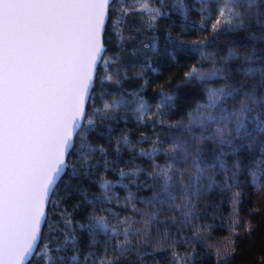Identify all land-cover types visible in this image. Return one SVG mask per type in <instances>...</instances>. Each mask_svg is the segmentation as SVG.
<instances>
[{
  "label": "snow or ice",
  "instance_id": "1",
  "mask_svg": "<svg viewBox=\"0 0 264 264\" xmlns=\"http://www.w3.org/2000/svg\"><path fill=\"white\" fill-rule=\"evenodd\" d=\"M195 2L201 19L193 28L211 37L184 40L182 31L173 39L170 29L167 35L174 46L199 52L183 84L201 85L206 102L186 114V123L172 124L165 110H173L175 97L163 90L154 109L141 91H133L131 100L125 98L128 93L114 97L91 112L87 105L97 82L104 87L130 79L119 66L108 71L114 63L107 57L109 21L122 43L129 17H140L137 32L146 27L153 34L158 21L171 12L187 20L185 0H0V264H25L54 235L62 240L54 248L43 243L45 264H128L132 256L145 260L162 251H170L172 264H194V246L179 253L171 229L192 224L201 194L221 187L217 177H222L225 190L239 188L246 171L241 154L253 150L259 156L247 175L258 192L264 187V0ZM131 23L135 26L136 21ZM221 38L227 55L208 52ZM237 48L242 49L239 54ZM234 60L242 63L233 65ZM149 71L157 69L146 58L131 79L142 80ZM149 83L144 80L138 87L143 90ZM120 110L135 114L138 123L148 117L153 127L176 130L169 147H158L157 140L150 151L140 152L153 161L161 153L167 158L164 165L153 163L155 171L148 174L153 184L144 182L146 189L156 188L150 197L137 200L124 183L126 177H138L141 169H120L118 183L129 188L121 207L131 215L112 207V181L102 179L100 193L91 200L86 192L71 188V180L93 175L101 160L104 170L109 169L106 150L90 137L98 119L120 120ZM121 143L131 147L122 136L117 153ZM65 175H70V191L83 195L81 203L99 207L92 208L86 222L60 211L45 237L42 225L48 223L49 208L60 209L53 197ZM130 184L141 187L135 179ZM241 195L234 193L235 203ZM198 234L199 229L193 230L194 237ZM233 254L217 253L216 264H228Z\"/></svg>",
  "mask_w": 264,
  "mask_h": 264
},
{
  "label": "trees",
  "instance_id": "2",
  "mask_svg": "<svg viewBox=\"0 0 264 264\" xmlns=\"http://www.w3.org/2000/svg\"><path fill=\"white\" fill-rule=\"evenodd\" d=\"M185 3L188 7L187 20L178 11L171 12L169 18L158 21L154 34L146 27L143 31L137 32L136 28L141 27L140 17H129L130 24L123 30L125 39L122 43L118 42L117 36L110 27L111 21H109V29L105 33L107 57H111L114 63L109 65L108 71L115 72L119 66L121 72L127 71L130 79L123 80L120 85L107 84L104 87H101L97 82L94 91H92V99L87 105L88 111L102 109L105 101H110L112 98L126 93L129 95H126L125 98L131 100L130 94L133 91H141L150 107L154 109L160 98V91L163 90L175 97V106L171 111L165 110V119L168 123L179 124L181 120L187 122L186 114L194 109L197 103L206 102V94L201 85L183 84L185 72L189 65L194 63V57L198 56L199 52L193 54L191 51L174 46L167 35L170 29L173 39L179 36L182 31L184 35L181 38L184 40H192L198 36L202 38L205 35L211 37L210 32H201L198 27L193 28V25H199L201 19L200 14L195 11L200 5L195 0H185ZM133 20L136 21L135 26L131 23ZM153 45H155L154 50ZM207 51L220 56L227 55L225 39L221 38L215 47L210 46ZM237 51L239 54L242 49L237 48ZM146 58H151L152 65L157 71L155 73L147 72L142 80L131 79L133 74L140 70ZM231 63L240 65L242 61L234 60ZM236 79H242V77L237 76ZM144 80H148L150 83L146 88L140 90L138 86L143 84ZM222 84L221 81L213 86L219 87ZM134 107L135 104L130 105L129 111ZM117 115L121 117L120 120L101 121L98 119L96 131L90 137L94 145L103 146L106 150L105 158L111 161L109 169L104 170L103 160H101L100 167L94 170L93 175H81L78 179L71 180V188L81 193L86 192L91 200L94 195L100 193L99 182L102 179L112 181L116 185L113 188L112 207L124 214L131 215L130 211L124 212L121 207L125 203L129 188L121 187L118 183L121 179L120 169H141L142 172L138 177H126L124 183L129 184L130 190L137 200L150 197L156 188L148 190L144 187V182L147 180L148 184H153L148 175L155 171L153 163L164 165L167 158L161 153L153 161L146 156H141L140 152L142 149L150 151L157 140L160 141L158 147H169L173 136L176 135V130H170L166 125L153 127L148 117H145L143 124L138 123L135 114H126L124 110H120ZM105 129L108 130L105 131ZM122 136L127 137L131 147L121 143L120 152L117 153L115 148ZM99 155L100 153H96L97 157ZM258 156L259 153L256 150H253L251 154L247 151L242 153L240 159L246 171L241 174V186L233 187L230 191L225 190L222 187V177H217L221 187L201 194L195 208L196 218L192 224H177L171 229V238L177 240L176 249L179 253L191 252L194 246L196 253L194 264H216V254L225 255L228 252L234 253L228 260V264H264V187L258 192L250 183L251 178L247 175V170L252 168V162ZM132 179H135L141 187L137 188L134 184H130ZM69 180L70 175H65L57 189L58 195L53 197L60 201V209L53 212L49 208L48 223L42 226L45 237L49 235V229L55 227L53 222L57 220L60 211L66 210L71 213L74 221L86 222L92 208L99 207L86 202L81 203L83 195L77 196L70 191L67 187ZM260 184L264 185V179L260 180ZM237 191H240L242 195L239 202L235 203L233 196ZM66 195L71 198L65 199ZM116 197L119 198V202ZM77 204L80 206L76 207ZM137 207L143 206L137 204ZM177 228H179V233ZM195 229H199V234L194 237L193 230ZM61 240V236L54 235L50 241H42L40 247L35 250L40 255H33L26 264H45V256L42 251L43 243L49 242V247L54 248ZM52 254L49 253V255ZM128 264H172V257L170 251H162L155 256L146 257L145 260H139L136 256H132L129 258Z\"/></svg>",
  "mask_w": 264,
  "mask_h": 264
},
{
  "label": "water",
  "instance_id": "3",
  "mask_svg": "<svg viewBox=\"0 0 264 264\" xmlns=\"http://www.w3.org/2000/svg\"><path fill=\"white\" fill-rule=\"evenodd\" d=\"M43 226V225H42ZM28 262V260L25 261V264Z\"/></svg>",
  "mask_w": 264,
  "mask_h": 264
}]
</instances>
